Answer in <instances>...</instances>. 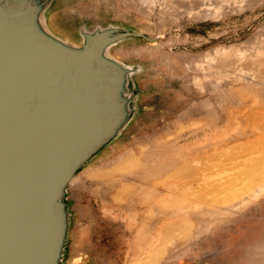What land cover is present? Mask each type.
<instances>
[{
	"label": "rangeland",
	"instance_id": "1",
	"mask_svg": "<svg viewBox=\"0 0 264 264\" xmlns=\"http://www.w3.org/2000/svg\"><path fill=\"white\" fill-rule=\"evenodd\" d=\"M51 14L66 36L114 23L160 37L114 51L144 68L140 113L76 181L101 215L100 264L157 246L149 264H264V175L246 171L264 156V0H56Z\"/></svg>",
	"mask_w": 264,
	"mask_h": 264
},
{
	"label": "water",
	"instance_id": "2",
	"mask_svg": "<svg viewBox=\"0 0 264 264\" xmlns=\"http://www.w3.org/2000/svg\"><path fill=\"white\" fill-rule=\"evenodd\" d=\"M55 2L0 0V264H66L72 183L140 113L144 68L114 51L160 40L114 23L66 36Z\"/></svg>",
	"mask_w": 264,
	"mask_h": 264
},
{
	"label": "crops",
	"instance_id": "3",
	"mask_svg": "<svg viewBox=\"0 0 264 264\" xmlns=\"http://www.w3.org/2000/svg\"><path fill=\"white\" fill-rule=\"evenodd\" d=\"M81 180V179H80ZM81 182L77 183L80 185ZM75 185L72 186V188ZM70 190V200L74 205L76 203L83 210V217L77 222L79 219L78 214L75 210L74 219L71 228V242L74 243L75 251L78 252V260L74 259L75 264H100L101 262H107L101 255L104 256V253L101 252V249H98L101 244L97 242V236L94 235V230L96 231V227L101 219L100 213L96 210H91V206L88 205L82 195L79 194V189L75 188L74 192L76 194V200L73 196V190ZM72 203V207H74ZM90 204V203H89ZM75 222V223H74ZM77 223V226H76ZM76 226V227H75ZM76 228V229H75ZM75 232V233H74ZM110 262V261H108Z\"/></svg>",
	"mask_w": 264,
	"mask_h": 264
},
{
	"label": "bare ground",
	"instance_id": "4",
	"mask_svg": "<svg viewBox=\"0 0 264 264\" xmlns=\"http://www.w3.org/2000/svg\"><path fill=\"white\" fill-rule=\"evenodd\" d=\"M262 155V154H261ZM260 158H262V157H260ZM128 160V159H127ZM131 161V160H130ZM257 161V160H256ZM96 162V161H95ZM258 162V163H257ZM256 162V164L255 165H253L254 164V162L252 163V164H249V166L250 167H248L247 168V173H248V178L251 180V181H253L254 179H256V178H261L263 175H264V156H263V158L262 159H260V161L258 160ZM252 165V166H251ZM94 166V165H93ZM93 166H91V167H88L85 171L86 172H82V173H80L77 177H76V179L73 181V185H76V181H77V179L79 178V176H82V175H86V174H88L89 172H90V170H91V168L93 167ZM248 166V165H247ZM119 167V166H118ZM121 167H122V165H121ZM121 167H119L118 169H123V170H125L124 168L125 167H123V168H121ZM127 167V166H126ZM130 167V166H129ZM115 170H117V169H114V168H112V169H107V170H98V171H96L95 173H93V174H91V176H106V175H113L114 174V171ZM123 170H121V171H123ZM117 171H119V170H117ZM120 171V172H121ZM192 168H190V166H188V165H183L182 166V168L176 173V176H182V175H190V174H192ZM116 173V172H115ZM250 183V182H249ZM226 187V186H225ZM237 187V186H236ZM218 189V188H217ZM224 189V188H223ZM226 189V188H225ZM233 189V188H232ZM72 190H73V196H74V199L76 200V194H75V192H74V190H75V186L72 188ZM204 190H206V189H204ZM236 191V190H235ZM218 194H219V191H218ZM225 194V193H224ZM231 194V193H230ZM229 194V195H230ZM229 195H226L225 196V198H228V197H230ZM201 197V196H200ZM72 210H75L76 211V213L78 214V217H79V219L77 220V222H79V220L84 216L83 215V210H82V208H81V206H80V204L78 205L77 203H76V205H74V207H72ZM75 223V222H74ZM182 223H183V221H182ZM166 225V224H165ZM180 225H181V222H179V220L178 221H175L174 223H169V225L167 224L166 226H163L162 228H161V230H160V235H161V237H162V241L165 239V238H169L173 233H174V231L178 228V227H180ZM183 226H184V224H182ZM76 226H77V223H76ZM75 226V227H76ZM76 229V228H75ZM75 233V232H74ZM75 245H74V243H72L71 241H70V247H69V258H66V264H75V261H74V259H76V260H78V258H79V254H78V252H76L75 250V247H74ZM159 255H160V249H159V247L157 246V247H154V249L152 250V252H151V254H150V257L144 262V263H142V264H149V263H151L152 261H154L155 259H157L158 257H159ZM68 257V256H67Z\"/></svg>",
	"mask_w": 264,
	"mask_h": 264
}]
</instances>
